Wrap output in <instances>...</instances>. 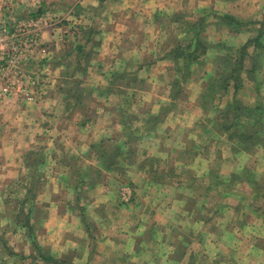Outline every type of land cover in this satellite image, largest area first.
I'll return each mask as SVG.
<instances>
[{
    "label": "crops",
    "instance_id": "0c3cea01",
    "mask_svg": "<svg viewBox=\"0 0 264 264\" xmlns=\"http://www.w3.org/2000/svg\"><path fill=\"white\" fill-rule=\"evenodd\" d=\"M43 1L45 0H17L20 7L21 5L36 6V3ZM79 1L96 5L91 2L95 0ZM200 1L201 4L197 7L203 9L208 5L217 12L232 13V8H237L233 6L234 1H237V5L242 10H256L264 6V0ZM215 1H220L221 5L215 4ZM114 2L112 7L118 14H113L105 28L99 29L103 35L101 49L95 56L96 60L93 61L92 67L84 68L82 64L84 52L83 55L78 52L73 54L74 51L69 55L61 52L63 48L59 50L55 36H44L42 40L45 45L46 41L51 45L53 53L49 55L50 59L44 57L42 61H38L36 59L39 58L35 57L30 65L39 70L42 68V63L49 60L48 64H51L52 69H58L63 68L62 64L66 60L67 65L71 64V70H67L69 73H66V78H72V74L76 76L77 73L81 76L87 72L93 73L92 75L97 77V84L90 88V96L94 101L92 105L82 102L77 88L82 83L75 84L74 87L62 88L63 84L61 86L54 84L55 79L52 80L54 88L49 94L44 92L41 95L42 93L27 90V82L23 80L24 82L18 84L26 88L24 92L15 94L14 91L12 96L0 99V185L1 182L15 179L25 171L27 166L25 154H31L33 159H36L32 150L36 149L35 147L43 149L44 161H46L43 166H48V169H44L46 171L44 182L39 183V187L33 184L35 198L30 215L41 211L36 209V203H44L46 216L41 230L33 229V231L43 251L48 250L51 257L55 255L56 259L60 257L59 260L53 258L47 261L36 256V249L26 228L16 226L18 225L14 216L16 214L10 212L5 214L7 201L4 203L5 193L1 191L0 236L3 239L4 233L5 239H8L7 245L11 247L13 254L0 257V264L1 262L2 264H191L190 255L183 258L179 254V259L173 260L168 255L164 256L162 250L167 248L172 252L175 248V251L178 249L180 252L179 248L182 247L181 252L195 251L196 245L199 248L205 243L212 247L215 242L216 244L219 242L220 249L224 253L220 264H225L226 261L230 264H264V209L260 205L254 206V202L259 200L264 192V186L262 187L258 182L261 181V177L262 180L264 179V120L263 142L255 146L257 149L255 153L249 157L248 153L241 151L239 153L241 161L234 155L222 156L223 163L219 166L221 169L216 176L207 175L206 172L201 171V168L195 169L194 177L187 178L184 170L179 173L172 172L176 166H170L167 170L156 168L154 172L150 171L149 166L142 167L140 164L128 166L131 175L124 181L130 188V197L127 201L121 198L117 188L116 193L107 189V192L98 191V194H94L100 180L93 182V179L82 174L73 178L74 172L70 164L49 147L65 141L72 145L70 146L72 150L74 147L76 150L84 151V157L94 156L100 160V147L96 143L107 139L113 141L114 148L118 147L121 150L124 146L125 150H122L125 155L134 157L135 154L137 159L146 161L150 159L156 164L160 162V152L164 150L159 145L148 141L151 145L145 144L141 152L133 148L135 135L132 131L135 130L133 122L129 120V117L135 114L133 106L141 101L143 103L147 101L142 91L149 88L144 89L139 85L148 78L153 79L155 72V60L151 61L148 54L135 49L142 48V41L149 36L142 33L143 28L144 31H149L148 27L156 25L147 15L149 9L156 10L160 7L157 5L159 1L114 0ZM30 9L33 10L29 6L28 10ZM133 11L146 16L144 19L132 18ZM135 13L133 14L136 15ZM88 37L85 42H89ZM77 42L81 43L84 50L85 44L79 36ZM75 58L81 63H77ZM162 60L166 61V59ZM30 66L27 64V68H31ZM27 68L24 67V70L28 71ZM142 72L146 75L145 77L142 75L143 78L139 75ZM208 73L210 74L207 70ZM261 74L264 75V64ZM203 77L204 73L196 83L201 90ZM119 79L127 80V83L114 85ZM57 81L56 79V83ZM65 82L71 84L69 81ZM165 88L168 91L167 95L157 99V103L153 102V105L157 104L160 110L151 117L155 116L157 120L166 116L165 120L176 125L178 121L175 118L182 116L181 111L173 109L175 114L171 113V116H167L170 112L167 110L175 108V103L180 100L182 92L175 99L173 94L178 87L175 88L168 82ZM19 89L20 87H17L16 91H21ZM260 91L264 102V82ZM189 96L188 94L187 100L195 106L193 101L196 99L194 96ZM31 98L34 99L30 100ZM163 110L164 113H161ZM199 117L195 112L191 120L196 121ZM140 120L145 119L140 117ZM177 126L180 129L181 124ZM142 129L140 131L142 137L147 136L148 139L153 138L156 133L152 127L150 131L144 133ZM165 133L168 135L166 131ZM128 140L131 141L127 143ZM47 148L50 149L46 150ZM198 154L197 159L202 161L201 153ZM254 161L255 164L248 166ZM113 167L121 169V166ZM242 170L252 172L253 183L247 180L233 181L232 176L240 175L239 172ZM70 171L72 175L69 177ZM201 176L205 179V188L203 184L202 186L197 184ZM77 178L80 179L74 181ZM251 185L257 188V192L251 194ZM259 186L263 190L261 193ZM68 187L71 190L65 193ZM222 187L223 191L220 190ZM262 203L264 205V202ZM223 214L229 217L226 218L228 222L222 219ZM88 220L96 225L99 236L91 229ZM202 231L209 233L210 238L207 242L201 235ZM175 234L176 240L167 237ZM17 235L21 237L18 242L15 240ZM11 239L15 242L11 243ZM67 252L72 255L70 260L65 257Z\"/></svg>",
    "mask_w": 264,
    "mask_h": 264
},
{
    "label": "rangeland",
    "instance_id": "374dc122",
    "mask_svg": "<svg viewBox=\"0 0 264 264\" xmlns=\"http://www.w3.org/2000/svg\"><path fill=\"white\" fill-rule=\"evenodd\" d=\"M3 1L6 5H3V2H0V5H2L3 7L0 8V40L2 43L1 51L5 53L15 51V49H13V44L15 43L16 38L20 37L22 33L19 28L25 30L28 29L27 24L32 21L35 22L39 20V23L37 22V28L34 29V33L37 32L39 35V41L36 47L25 50L27 52H25L24 55L18 57L13 62L6 58V54L4 55L3 59H0V63L3 67L0 72V99L7 96H12L14 94V91L15 94L24 92L26 88L18 84L24 82L23 80H26L27 82V90L29 89L33 92L42 93L41 95H43L44 92H46L44 94H49L51 89L54 88V84H58V86H61L63 84L62 88H67V86L74 87L75 84L82 83L77 87L79 94L82 97V102H84V104L86 105H92L94 101L90 96V88L91 86H95V84H97V77L95 75H92L93 73L91 74V72H87L85 75L82 74V76L81 74L77 73L76 76L72 74V78H66L65 76L69 73L67 72V70H71V64L67 65L66 60H64L65 63L62 64L64 65L63 68L58 69H52L53 67L50 66L51 64H48L49 60L43 62L42 68H39V70H36L35 66L30 65L32 64L31 61H34L33 58L38 57L39 59L36 60L42 61L44 57L47 59L49 55L53 53L50 47V43H47L49 41H46V45L45 43H43L44 41L42 40H44V36L57 37L59 50L63 48V51L61 52H64L67 55H69L72 51H74L73 54L78 52L77 46L81 44L77 42L79 36L83 44H85L82 64L84 65V68H86L87 66L92 67L93 61L96 60L95 56L101 49V37L103 35L100 33L99 29L105 28V26L110 21L109 18L112 17L113 14H118L115 13L114 8L112 7L115 4L114 0L91 1L96 5L81 3L79 0H45L43 1V3H36V6L26 5L25 7L22 5L21 7L18 6L17 0ZM158 1L159 3H157V5H160V7H157L156 10H152L153 8L149 9L147 15L155 21L156 25H153L150 28L148 27L149 31H144L143 28L142 33L149 34V36L144 41H142V48L138 47V49H135L148 54L150 56L149 58H151V61L155 60V72H153V79L148 78L146 82H144L142 85H139L144 89L149 88L148 90L142 91L145 95L144 97L147 98V101L144 103L141 101L133 106V110H135L133 112H135V114L129 117V120L130 122H133V129L135 130L132 131L135 135V137H133V139L135 138V140H133V144H135L136 146L135 147L133 145V148L136 151L138 149L137 152H141L142 148H145V144L148 145V141L153 142L154 145H159L164 150L163 152H160L161 158L159 164L154 163V161L150 159H147V161L143 159H137L135 158L137 157V155L134 154V157L130 155L120 157L121 161L120 159H116V162L113 165L107 166L106 164L110 162L109 158L114 152V146L112 145L113 141L107 139H103L96 143L100 147V155L103 156L100 160L96 159L94 156L88 158L84 157V151L76 150L74 147L72 150L70 148V146L72 145L65 141H62L59 144L55 143L52 146L49 145L52 150H55V153L57 152V155H60L63 160L70 164L71 170L74 172L73 178L76 175L80 176L82 174V176H88L89 178L93 179V182L94 180H100V184L95 188L94 194H98V191L100 193L107 192V189L116 193L115 190L117 188L118 193L120 191L121 198L124 201H127L130 197V188L126 186L127 184L124 181L128 180L127 178H129V175H131V170L127 168L131 165L137 166L138 164H140L142 167L149 166V169L152 172L156 171V168L161 167L164 170H167V168H169L170 166H176L174 167L172 172L179 173L184 170L187 178L194 177L196 175L195 169L199 170L201 168V171L206 172L207 175L213 174L214 176H216L218 171L221 169L219 168V166H221L223 163V160H221L222 156L227 155V157H231L230 155H234L235 158L237 157V159L241 161V158H239L241 157L239 154L241 153V151L248 153V156L250 157L257 150L255 146H257L261 141L263 142L262 139L259 143L254 144V147L251 149L252 151H244L242 149H239L241 146L239 144V141L235 139L228 140L225 135L218 134L216 130L222 120V117H220V112L224 111L225 103L229 95H227L226 89H220L219 95H216L215 98H211L212 93L209 89L213 78H219L217 72L221 71L222 68L225 70L227 69V67H225L222 64L221 60L217 57L222 55L225 50L224 48H222V46L231 47L234 49L242 47L251 37H254L257 34L256 30L246 27H243L240 31H234L233 29L230 30L227 28V26L216 23L217 21L212 17H207L205 22H208V24L203 31L202 37L210 45H208L205 54L200 57L202 64H193L188 69H182V72H179L176 69L177 65L170 59H167L164 54H166L169 49L173 48L175 44L179 43L181 45H185V43L188 42L191 33L188 31L180 32L179 27H187L189 22H194L196 18H199L201 15L208 13L203 12V10L213 9L212 7H208V5L207 7H203V9L202 7H197L198 4H201L200 0ZM236 2L237 1L233 2V6H237V8H232V13H218H229L234 15L235 17L249 20L256 18L264 12V6H261L259 7L260 9L256 10H242ZM215 4L221 5L220 1L216 2ZM29 6L33 10H28ZM230 6H232V4H230ZM135 12L136 11H133V13ZM133 13L131 15L132 18L137 17L140 19H144L146 16L143 13L139 14V12L135 13L136 15H134ZM86 35L89 36V42H85L87 38ZM6 43L8 44V46L6 45ZM219 44H221V46H219L221 48L217 49L216 47H213V45L216 46ZM16 45L17 44H14V46ZM162 56L164 57L161 58ZM162 59H166V61ZM261 60L263 68L264 53L261 57ZM80 63L81 62H79V64ZM27 64L31 68H27ZM248 64L246 63V66H249ZM24 67H26L28 71L24 70ZM207 70L210 72V74H207ZM203 73V87L201 90L199 85H197L196 83L199 77L203 75ZM139 75L141 77L142 75L144 77L146 76L143 72L139 73ZM257 76L258 80H261L262 87V84L264 82V75H262L261 71L259 70ZM176 78L180 80V92L182 93L180 94V100H178V103H175V108H170L169 110H167L168 112L170 111L167 116H171V113L175 114L173 113V109L180 110L182 116L180 115V117L177 116L175 118L176 121H178L177 124H181L180 129L177 124L175 125V123H171L165 120L166 116H164L163 119L159 118L157 120V117H151L152 115L157 114V112L160 110L157 104L153 105V102L157 103V99H162L167 95L168 91L167 88H165L167 83H171ZM53 79H55L54 84L52 83ZM56 79L58 80L57 83ZM121 79L117 80V84L114 85L118 86L120 84L127 83V80L124 79L125 81H122ZM65 81H69L72 85L66 84ZM17 87H20L19 90L21 91H16ZM188 94L190 95L189 97L194 96V98L196 99V101H193L195 106L192 102L187 100ZM253 94L255 95L254 92H248L246 87L238 91L237 97L241 99L243 104L253 106L255 104ZM260 97V99H262V94H260ZM32 99L34 98H31L30 100ZM138 99L141 98L138 97ZM148 100H150V103H148ZM203 101L205 102V104L203 103ZM152 110L157 111L153 112ZM195 112L198 113L200 117L197 118L196 121H192L191 116H194ZM161 113H164V110ZM89 116L91 117V115ZM260 116L263 121L264 113H262ZM140 117L145 120H140ZM229 118L232 117L230 116ZM243 120L245 122L247 119ZM151 127L154 129L153 131L156 132L154 133V137L150 139H148L147 136L142 137V134L140 132L141 129L143 128L142 133H144L150 131ZM165 131L168 133V135L165 133ZM262 132L263 125L260 129L261 137ZM219 136L222 137L220 138ZM162 137L165 138V140H163ZM166 137H168V139ZM130 141L131 140H128L127 143H129ZM226 145L229 146L226 147ZM35 148L36 149L32 150V153L35 152L34 155L36 157L34 158L36 159H33L31 154H25V164L27 165L25 166V171L23 173H20L15 179L1 182L2 185H0V192L2 191V193H5L4 197L6 198V200L4 198V203L7 201L5 203V214H9L10 212L11 214L15 213L17 215L21 198L25 196L28 185L32 183L36 187H39V183L44 182V178L46 176V171H44V169H48V166H43V164L46 162L44 161L45 153L42 151L43 149H38L37 147ZM50 148H47L46 150H49ZM122 149L125 150L124 146L123 148H121V150L119 149V151L123 152ZM198 153H201L200 155L202 161H199V159H197V155H199ZM93 154L95 155L94 151ZM165 154H167L166 157ZM38 160H41V162H39ZM112 160L114 161L115 159L113 158ZM255 163V161L249 163L248 166H252ZM113 166H121V169ZM243 166L244 164L242 165V167ZM72 171L68 172L69 177L72 175ZM199 173L201 174V172ZM239 173L240 175H235L240 176L239 179L236 178L239 181H244L246 180V178L247 182L249 178L250 180H254L252 172L242 170ZM262 178L263 177H261V181L258 182L263 187L264 179L262 180ZM79 179L80 178H77L74 181H77ZM71 181L73 182V180ZM108 181H110L111 183H109ZM113 182L115 183L113 184ZM197 184L201 186L203 184V188H205L206 183L203 176L199 177ZM258 188L261 189L260 186ZM68 190H71V188L68 187L67 189H65V193L70 192ZM260 191L263 190L261 189ZM263 197L264 196H262L255 202L253 201L255 207L260 205L264 209V205L262 203L264 202ZM35 207L37 210L41 211H37L36 213L38 214L31 213V223H33L34 230H41L42 223L46 216L45 205L44 203H36ZM25 208L20 216H24V214L27 212V205L25 206ZM226 218L229 217L223 214L222 219L224 220V222L227 221ZM89 223L94 233L99 236V233L96 231V225L91 221ZM16 226L22 227L19 224ZM210 228L211 227H208V229ZM201 235L204 236L205 242H207V240H209L210 238L209 233H205L204 231H202ZM2 236L7 245L8 239H5L4 233L2 234ZM167 237L174 238L175 240L177 239L176 234ZM10 238L11 236L9 235V239ZM16 238L17 239L15 240L16 242H18L21 237L17 235ZM15 240L11 239L10 242L14 243ZM7 246L11 248L9 245ZM197 248L198 247L196 245L195 251L184 250V252H181L183 250L182 247L179 248L180 252L178 251V249L175 251V248L172 252L165 248V250H162V252L164 256L168 255L169 258H172L173 260H175L176 258L179 259V254H181L183 258H187L188 255H190L191 264H220V262L223 261L221 257L224 253L220 249L219 242L217 244L215 242V245L212 247L208 244L203 243L200 245V249L198 248L197 250ZM43 253L46 256H51L48 250L43 251ZM229 254L231 256V252H229ZM3 256L7 255L5 254ZM65 257L67 258V260H70L72 255L70 252H67L65 254ZM53 258H55V255L53 256ZM59 258L55 259L59 260ZM2 263L3 262H1V264ZM225 264L230 263H227L226 261Z\"/></svg>",
    "mask_w": 264,
    "mask_h": 264
},
{
    "label": "trees",
    "instance_id": "16d2710c",
    "mask_svg": "<svg viewBox=\"0 0 264 264\" xmlns=\"http://www.w3.org/2000/svg\"><path fill=\"white\" fill-rule=\"evenodd\" d=\"M203 12L208 13L196 18L194 22H189L187 27H179L180 32L188 31L191 33L188 42L185 43V45L179 43L175 44L173 48L169 49L168 52L164 54V56L177 65L176 69L179 72H182V69H188L193 64H202L200 57L205 54L208 45H210L202 37L203 31L208 24V22H205L207 17H212L217 21L216 23L227 26L230 30L233 29L234 31H240L243 27L256 30L257 34L254 37H251L242 47L234 49L222 46L225 50L222 55L217 57L227 69L225 70L222 68L221 71L217 72L219 78H213L211 86L209 87L212 93L211 98H215L216 95L218 96L220 89H226L227 95H229L225 103L224 111L220 112L222 120L216 132L220 135H225L228 140L235 139L239 141V144L241 145L239 149L252 151L251 149L254 147V144L259 143L262 139L260 136V129L262 128L263 121L260 115L264 113V102L260 99L261 80H258L257 74L258 71H261L262 69L261 57L264 53V12L256 18L249 20L235 17L229 13L220 14L214 10L205 9ZM219 46H221V44L216 46L213 45V47H216L217 49L221 48ZM77 50L78 53L83 55L82 45L77 46ZM79 62L80 61L78 60L77 63ZM246 63H249V66H246ZM179 81L180 80L176 78L171 82L172 86L178 87L173 94L175 99L180 93ZM246 87L248 92L251 91L255 93V95L253 94L255 99V104L253 106L243 104L241 99L237 97L238 91ZM203 103L205 104L204 101ZM230 116L232 118H229ZM243 119L247 120L244 122ZM123 156H125V154L121 153L118 147H115L114 152L109 158L110 162L106 165H113L116 162V160H112L113 158L116 159L117 157ZM99 157L102 158L103 156L99 155ZM38 161L41 162V160ZM232 177L233 180L240 178V176L235 175ZM248 181L253 183L250 178ZM33 189L34 186L31 183L25 192V196L20 201L18 213L15 215V221L17 224L27 229L28 236L30 237L34 248L37 250L36 256L40 257L42 260L49 261L53 259V256H46L43 253L42 247L37 243L35 231H33V225L31 223L30 212L34 205L33 200L35 198ZM223 189L224 188L222 187L220 190L223 191ZM256 189L257 188H254V186L251 185V194L257 192ZM259 192L261 193L262 191ZM262 195L264 196V192ZM26 205V214L20 216ZM5 254L12 255L13 252L0 236V257Z\"/></svg>",
    "mask_w": 264,
    "mask_h": 264
},
{
    "label": "built area",
    "instance_id": "2783aa9c",
    "mask_svg": "<svg viewBox=\"0 0 264 264\" xmlns=\"http://www.w3.org/2000/svg\"><path fill=\"white\" fill-rule=\"evenodd\" d=\"M0 2H3V5H6L3 0H0ZM0 8H3L2 5H0ZM37 22L39 23V20H37L35 22L34 21L29 22L27 24L28 29H26V30L19 28L22 33H21L20 37L16 38V40H15L14 44H17V45L14 46V44H13V49H15V51H11L9 53L2 52L1 51L2 43L0 40V59H3L4 55L6 54V58L13 62L18 57L24 55L25 52H27L25 50H27L29 48L36 47L38 44V41H39L38 33L37 32L34 33V29L37 28ZM20 27H21V24H20ZM6 45L8 46L7 43H6ZM2 68H3L2 64L0 63V72H1Z\"/></svg>",
    "mask_w": 264,
    "mask_h": 264
}]
</instances>
